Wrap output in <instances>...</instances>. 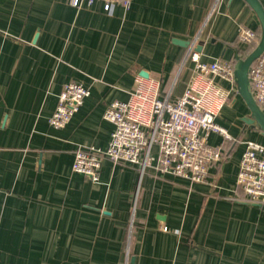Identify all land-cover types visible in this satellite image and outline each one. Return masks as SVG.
Instances as JSON below:
<instances>
[{
  "label": "crops",
  "instance_id": "1",
  "mask_svg": "<svg viewBox=\"0 0 264 264\" xmlns=\"http://www.w3.org/2000/svg\"><path fill=\"white\" fill-rule=\"evenodd\" d=\"M264 8V0H259ZM260 24L244 0H131L109 12L96 1L0 0V264H264V206L241 202L244 143L264 146L246 125L235 89L215 121L231 137L204 183L101 162L92 182L72 171L75 151L105 150L103 117L126 102L135 76H153L176 100L203 63L234 65L248 45L240 27ZM89 96L56 130L48 118L67 83Z\"/></svg>",
  "mask_w": 264,
  "mask_h": 264
},
{
  "label": "built area",
  "instance_id": "2",
  "mask_svg": "<svg viewBox=\"0 0 264 264\" xmlns=\"http://www.w3.org/2000/svg\"><path fill=\"white\" fill-rule=\"evenodd\" d=\"M96 1L109 12L113 6L130 7L131 0H69L76 9ZM240 43L256 44L259 34L244 26L237 34ZM194 68L181 96L176 100L161 94L160 81L153 76H135V87L126 102L113 101L104 119L113 125L105 150L95 147L75 151L72 171L97 182L103 160L139 167L140 172L152 168L159 174L171 175L190 184L206 182L209 169L223 158V150L208 139L218 134L231 140L227 130L215 119L235 89H225L216 79L234 83V64L230 61L203 63L192 56ZM249 88L256 105L264 113V52L248 71ZM89 96L80 83H67L58 96L56 108L48 118L56 129L65 127ZM236 186L243 193L241 202L264 206V146L252 141L244 143L239 160Z\"/></svg>",
  "mask_w": 264,
  "mask_h": 264
},
{
  "label": "water",
  "instance_id": "3",
  "mask_svg": "<svg viewBox=\"0 0 264 264\" xmlns=\"http://www.w3.org/2000/svg\"><path fill=\"white\" fill-rule=\"evenodd\" d=\"M253 10L260 24V38L252 52L242 60H238L234 66V81L239 97L244 102L249 111L242 121L251 127L257 128L264 135V113L256 105L248 81V71L251 64L264 52V8L259 0H244Z\"/></svg>",
  "mask_w": 264,
  "mask_h": 264
},
{
  "label": "trees",
  "instance_id": "4",
  "mask_svg": "<svg viewBox=\"0 0 264 264\" xmlns=\"http://www.w3.org/2000/svg\"><path fill=\"white\" fill-rule=\"evenodd\" d=\"M255 45H256V44H249V45H248V49H247V51L244 52V53H240L239 56L237 57V61H238V60H242V59H244L245 57H247V56L252 52V50L254 49Z\"/></svg>",
  "mask_w": 264,
  "mask_h": 264
}]
</instances>
